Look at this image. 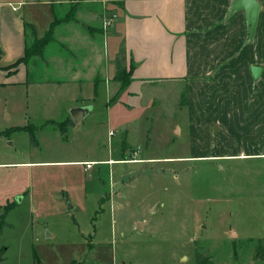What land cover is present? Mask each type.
<instances>
[{
  "label": "rangeland",
  "instance_id": "rangeland-1",
  "mask_svg": "<svg viewBox=\"0 0 264 264\" xmlns=\"http://www.w3.org/2000/svg\"><path fill=\"white\" fill-rule=\"evenodd\" d=\"M35 88L27 115L21 92L9 119L0 104V204L16 206L0 238L7 264H264L254 257L264 247V158L180 161L191 154L175 107L133 100L125 138L118 112L105 121L101 91L97 114L66 136ZM122 146H136L132 157Z\"/></svg>",
  "mask_w": 264,
  "mask_h": 264
},
{
  "label": "crops",
  "instance_id": "crops-1",
  "mask_svg": "<svg viewBox=\"0 0 264 264\" xmlns=\"http://www.w3.org/2000/svg\"><path fill=\"white\" fill-rule=\"evenodd\" d=\"M233 1L0 0L2 114L11 117L17 91L23 112L31 113L27 98L36 87L52 125L72 120L68 132L80 123L69 110L86 107L81 122L97 114L101 91L105 121L118 112L116 125L125 138L133 135L131 122L123 119L133 100L175 107L174 123L182 122L178 132H185L191 154L180 161L264 158V0H256L253 25L243 7L232 8ZM111 15L104 27L102 20ZM43 37L42 46L25 57L27 47ZM117 59L129 70L125 81L115 80ZM2 128L0 134H7ZM135 147L122 146L121 156H131ZM9 203L0 204V211ZM7 222L12 227L0 238L14 227ZM5 244L0 240L6 248L0 264L8 262Z\"/></svg>",
  "mask_w": 264,
  "mask_h": 264
},
{
  "label": "trees",
  "instance_id": "trees-1",
  "mask_svg": "<svg viewBox=\"0 0 264 264\" xmlns=\"http://www.w3.org/2000/svg\"><path fill=\"white\" fill-rule=\"evenodd\" d=\"M44 41H45V39L43 37L42 40H37V42L35 43V45L33 47L32 46L27 47V49L25 51V57L29 56L32 49H33V51H36L39 47H41L42 43ZM25 57H22V60L25 59ZM115 67H116L115 80H118V81L127 80L128 76H129V70L127 71L125 66L121 65V62L119 59L116 60ZM72 123H73L72 120L69 118L63 122L57 123V127H58V129H60V131L63 134H65L67 131V127L69 126V124H72ZM33 134H34L33 130L30 129V143L36 145L37 142H36ZM13 206H14L13 203L12 204H10V203L5 204L2 211H0V234L2 233V231L5 227H10V228L12 227V225L9 224L5 220V218H6V215L8 214V212L10 210H12ZM258 242H259V244L256 245V247H255L254 257L264 260V247H262V244L260 241H258ZM5 250H6L5 246L0 248V260H3L5 258V253H6ZM33 257L35 258L34 252H33ZM198 260H197V262H198V264H200Z\"/></svg>",
  "mask_w": 264,
  "mask_h": 264
},
{
  "label": "water",
  "instance_id": "water-1",
  "mask_svg": "<svg viewBox=\"0 0 264 264\" xmlns=\"http://www.w3.org/2000/svg\"><path fill=\"white\" fill-rule=\"evenodd\" d=\"M232 3V8L243 7L245 9V17H247L250 24L253 25L256 20L257 12L259 10V3L256 0H234ZM255 68L257 69V67ZM255 68H253V74L255 73ZM86 112V107H72L69 110L73 121L76 123L82 121Z\"/></svg>",
  "mask_w": 264,
  "mask_h": 264
},
{
  "label": "built area",
  "instance_id": "built-area-1",
  "mask_svg": "<svg viewBox=\"0 0 264 264\" xmlns=\"http://www.w3.org/2000/svg\"><path fill=\"white\" fill-rule=\"evenodd\" d=\"M112 20H113V16H112V15H111V16H108V17H106V18H104V19L102 20V22H103V26H104V27H108V26H110L111 23H112Z\"/></svg>",
  "mask_w": 264,
  "mask_h": 264
}]
</instances>
